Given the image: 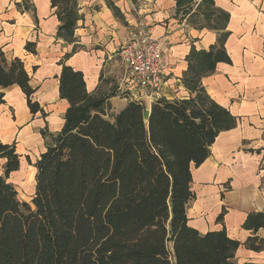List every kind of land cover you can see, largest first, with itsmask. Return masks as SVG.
<instances>
[{"label": "trees", "instance_id": "16d2710c", "mask_svg": "<svg viewBox=\"0 0 264 264\" xmlns=\"http://www.w3.org/2000/svg\"><path fill=\"white\" fill-rule=\"evenodd\" d=\"M51 4L61 20L57 34L74 41L78 0ZM196 4L177 0V10L190 14ZM204 5L211 28H225L230 14L214 8V0H202L197 9ZM227 36L221 34L219 47L192 48L187 56L184 81L196 94L155 99L147 120L149 107L135 99L108 114L118 90L89 91L83 72L62 63L59 95L68 107L59 131H41L49 139L35 163L36 189L28 202L10 181L22 163L17 142L0 140V264H255L235 257L242 243L225 227L202 232L188 213L197 198L194 166L209 158L221 132L239 123L201 86L218 62L230 60ZM26 47L35 51L31 42ZM30 80L24 62L7 60L0 47V86L17 84L29 110L45 115ZM242 226L250 231L246 247L264 250V210L250 212Z\"/></svg>", "mask_w": 264, "mask_h": 264}, {"label": "crops", "instance_id": "0c3cea01", "mask_svg": "<svg viewBox=\"0 0 264 264\" xmlns=\"http://www.w3.org/2000/svg\"><path fill=\"white\" fill-rule=\"evenodd\" d=\"M201 1L196 0L190 14H185L177 10V0H78L81 19L75 40L68 42L57 34L61 20L51 0H0V47L7 60L19 57L24 62L36 89L34 99L45 111V115L33 114L17 84L0 86V119L6 117L0 140L11 142V133L20 126L27 130L24 134L33 128L56 133L63 127L68 107L59 95L63 64L83 72L89 91L109 94L119 85L130 88L121 50L141 18L150 24L153 37L165 43L162 61L167 79L156 99L194 96L196 92L184 81L187 56L192 48L219 47L221 34L227 32L223 44L230 60L218 62L214 71L202 77L201 86L211 99L229 108L239 123L221 132L209 158L194 166L197 198L188 213L190 223L200 231L225 227L230 237L241 242L235 255L240 262L264 264V250L255 252L244 244L250 231L242 226L250 212L264 210V0H214V8L230 14L221 30L211 28L201 13L205 5L197 9ZM28 42L35 51L27 49ZM116 96L107 104L114 113L111 101ZM123 99L126 104L130 101ZM223 186L227 188L221 198ZM222 211L224 219L219 222Z\"/></svg>", "mask_w": 264, "mask_h": 264}, {"label": "built area", "instance_id": "2783aa9c", "mask_svg": "<svg viewBox=\"0 0 264 264\" xmlns=\"http://www.w3.org/2000/svg\"><path fill=\"white\" fill-rule=\"evenodd\" d=\"M165 43L153 37L150 24L141 18L130 42L121 50L122 62L128 70L131 87L119 85L122 96L144 102L149 107L166 82L167 74L162 57ZM150 108V107H149Z\"/></svg>", "mask_w": 264, "mask_h": 264}, {"label": "rangeland", "instance_id": "374dc122", "mask_svg": "<svg viewBox=\"0 0 264 264\" xmlns=\"http://www.w3.org/2000/svg\"><path fill=\"white\" fill-rule=\"evenodd\" d=\"M202 22L205 23L204 21H202ZM115 89H116V86H115ZM1 98L2 97H0V101L3 102L1 100ZM125 105H126V101H124L123 96L122 95H121V97L116 96L115 99H113L111 101V107H112V109H115L116 112L114 113V112L110 111L111 109L108 106L106 107V109L108 111V114L113 115V114H117V112L122 110ZM9 112H10V116H13V118H14L15 111H13L12 107H10ZM2 120L5 121L6 117ZM2 120L0 119L1 131H3V129H2V122L3 121ZM46 128H48V127H46ZM23 129H24V127L20 126L17 130H15L13 133H11V135H12L11 141L15 140L17 142V151L22 157V159H21L22 163H21L20 169L16 172H13V174L10 178V181L13 182V184L17 188V190L19 192V198L22 201L28 202L31 200V197L34 194L35 189H36V187H35V176H36L37 172H36V168H35V163L39 159V156L42 153V151L46 148V144L48 142L47 140L49 139V137L47 138V137L43 136V133L41 132L42 131L41 128L40 129L39 128H33L32 130L31 129L28 130L31 132L28 134L26 133L25 134L26 137L23 135L25 138L24 139L22 137V133L26 132L27 130L25 131ZM3 163H4V160H0V173L2 172V164ZM33 167H34V169H33ZM30 168H31V170H30ZM226 188H227V186L226 187L223 186V188H221V190H220V193H221L220 197L221 198H224L223 193L226 191ZM193 205H194V202H192L190 204L191 207Z\"/></svg>", "mask_w": 264, "mask_h": 264}, {"label": "water", "instance_id": "95a60500", "mask_svg": "<svg viewBox=\"0 0 264 264\" xmlns=\"http://www.w3.org/2000/svg\"><path fill=\"white\" fill-rule=\"evenodd\" d=\"M150 113H151V109L147 108V110L145 111V120H147L149 118Z\"/></svg>", "mask_w": 264, "mask_h": 264}, {"label": "bare ground", "instance_id": "6f19581e", "mask_svg": "<svg viewBox=\"0 0 264 264\" xmlns=\"http://www.w3.org/2000/svg\"><path fill=\"white\" fill-rule=\"evenodd\" d=\"M23 135L25 136V134H24V133H22V137L24 138V136H23ZM22 137H21V138H22ZM25 137H26V136H25ZM24 139H25V138H24ZM24 139H23V140H24ZM26 141H27V140H26ZM23 142H24V141H23ZM28 144H29V143H28ZM33 169H34V167H33ZM30 170H31V168H30ZM33 171H34V170H33ZM30 172H31V171H30ZM31 174H32V173H31ZM32 176H33V175H32Z\"/></svg>", "mask_w": 264, "mask_h": 264}]
</instances>
